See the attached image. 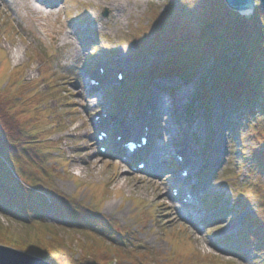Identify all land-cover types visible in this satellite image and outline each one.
<instances>
[{"label":"rangeland","instance_id":"1","mask_svg":"<svg viewBox=\"0 0 264 264\" xmlns=\"http://www.w3.org/2000/svg\"><path fill=\"white\" fill-rule=\"evenodd\" d=\"M186 1L185 3V0H175L170 4V7L166 8L169 10L167 15L174 20L175 25L177 22L179 28L184 26L186 21L188 23L187 12L190 10L192 2H190L191 0ZM34 2L36 1L0 0V110L6 120L10 121L7 126L12 128L11 132L3 129V134L0 135V151L3 150L6 154L11 170L17 174V180L22 185L27 186L28 184L34 187L40 182L38 168L46 163H41L40 157H30L25 152L26 149L23 148L25 143L23 142L33 143L32 145L36 147L31 152L29 151V154H33L32 152L41 153V157L48 159V164H50V159L57 162L59 171L54 167L53 169L58 172L56 175L60 179L56 180L51 175L57 181V192L60 193L61 190L66 193L75 207H80V202L87 201H92L99 207H103V214L110 215L114 218L110 219L120 222L122 226H129L133 232L137 233L139 240L133 245L140 252H134L129 257L125 250L115 247L113 250L109 247L106 239L93 236L83 229L72 232L67 230V227L58 228L54 225L56 228L51 226L52 228L47 227L45 230L47 237L53 240L54 234H58L65 249L74 250L77 254H80L87 237H92V243L96 245L98 251H103V255L107 254L105 251L107 247L111 250L105 257L113 259L112 264H118L115 261H119L120 264H146L142 257H146L147 261H150L147 257L155 256L156 252L158 254L155 258H158L160 263L167 264H200L199 261H189L192 256L194 259L197 258V253L205 261H202V264H261L264 251H260L259 257L256 242L246 241L244 243L243 236H241V241L231 239L230 242L228 240V252H218L211 245L212 237L215 235H218L221 240L229 237L231 222L236 223L240 233L243 227L246 229L247 223H244L242 218L255 214L258 206L256 203H244L243 206H240L234 202V179L235 177L242 178L248 174L250 163L243 162V160L249 161V149L253 141L244 133L243 124L245 121L247 122L246 117H237L236 112L231 109L234 107V103H231L227 111L225 108L223 111L219 99L213 97L209 102V107L212 108L210 119L209 114L202 108L200 94L203 84H201L200 78L206 77L210 72L209 63L197 69L187 65V71H190L189 74L193 77L192 81L185 82L181 78L182 76L174 75L167 78L164 75L155 77L151 82L152 91L149 94H145L144 91H141L136 97L128 92L126 94L129 100L128 109L137 111L134 108L146 107L161 89L163 90L161 94H166L172 99L170 103L172 102L173 111L181 113L185 124L187 127L189 126L188 129L196 127L193 134L187 133V143L185 142L187 153L192 157L193 164H204L207 168L201 175V179L208 178V185H206V192L203 193V196L223 195L229 197L225 223L221 224V227L219 225L209 226L203 232L197 231L192 226L183 227L178 222L174 209L170 208L172 204L168 199L170 184L166 180V174L169 171L164 172L159 181L148 182L152 181V178H148L143 173L135 174L118 160L100 155L99 147L94 144L92 139L93 134L95 138L93 117L107 109H95L97 107L87 106L88 100H86L87 96L83 91L84 80L81 69L87 67L86 63L92 64V60H90L92 55L86 57L85 53L91 54L92 47L94 53L96 45H90L84 36H81L80 39L74 37L73 29L68 26L69 18L87 14L82 18V22L94 18L104 23L107 17H111V22L104 24L105 31L103 35L99 36V41L103 42V49L109 48L106 58L109 61L108 72L112 74L113 70L111 69L117 70L118 68L115 50L123 60V67L128 78V71L135 72L144 66L148 68L149 63L133 61V47L127 43V40L135 36L134 31L141 30L145 24L150 22L153 13L154 15L159 14L155 9V3L163 8L168 4V0H61L62 3L59 0L58 3L61 5L55 10H51V13L48 10L49 14L43 13ZM118 10L123 11L118 14ZM160 10L162 11V9ZM105 12H108L107 16H105ZM250 14L252 13L244 15L250 16ZM67 32L70 36L68 39H66ZM51 49H55L57 54L53 60L47 61L43 53ZM16 50L18 57L14 59ZM16 61L19 62L15 63ZM151 61L159 62L160 60L158 57L152 56ZM176 62L179 63L177 68L186 67L182 63L187 62V57L179 56L178 59L176 57ZM200 62L201 60L197 61V63ZM107 82L113 86L115 81L107 80ZM156 82L158 90L154 91ZM136 88L135 90H137ZM185 88H187V97L184 100H179L178 92ZM121 93L122 91L119 89L117 95H121ZM63 95L67 96L66 100ZM68 99L71 104L67 103ZM120 109L121 107L119 111ZM220 116L222 118L219 127ZM154 121L152 147H158L163 142L165 155L162 161L165 163L166 152L172 151V146H167L169 143L166 132L168 131L167 116L154 117ZM235 124L240 127L237 134L231 132V130L233 131L231 126L236 127ZM59 144L61 148L58 149L59 152L56 155L44 154L46 150H52ZM240 149H245L246 155L243 156ZM221 151H224L223 160L220 164H216L214 158ZM75 156H84L91 164L93 160L101 169L94 170L91 164L89 166L82 165L81 173L73 163ZM30 158H34L36 164ZM215 166H217L215 173L210 178ZM120 173H122L121 180L115 185L113 179ZM108 180H110V184L107 183ZM262 181H264V177H262ZM124 182L125 185H123ZM103 200L105 203L102 202ZM125 200L126 202H124ZM134 201L135 203L140 201L141 205L145 203L146 207L136 204L134 206ZM215 202L216 204L212 208H207L203 203L207 214L214 213L219 210L220 206H223L219 197ZM133 206L137 211L136 216L133 215ZM148 208L157 209L156 212L154 211L153 220L151 210ZM141 213H146L150 217L148 224L147 220L149 219L146 214L141 217ZM39 222L33 227H37ZM143 223L147 225L142 226ZM0 224L8 231V234L2 235L4 239H8L9 235L13 241L21 240L29 244L32 240L27 239L28 235L25 234V230L15 222H11L8 215L3 214L1 210ZM248 228L253 230L251 226ZM136 244L138 245L136 246ZM9 247L20 250L14 245ZM105 247L106 249H104ZM21 251L26 252L23 249ZM141 252H146L149 255ZM237 252H242L245 257ZM26 253L37 256L32 251ZM125 255L128 257L125 258ZM155 258H152L151 264H155L157 260Z\"/></svg>","mask_w":264,"mask_h":264},{"label":"trees","instance_id":"2","mask_svg":"<svg viewBox=\"0 0 264 264\" xmlns=\"http://www.w3.org/2000/svg\"><path fill=\"white\" fill-rule=\"evenodd\" d=\"M170 1L168 0V7H170ZM173 1L175 0H172L171 3ZM190 2L192 3L187 12L188 23L186 21V24L179 28L177 22L175 25L174 20L169 18L170 16L167 15L169 10H167L165 15L162 14V19L155 21L156 25L159 26L158 30H155L153 24L150 25L152 27L149 36L154 34L151 41L138 38L137 43L140 46L138 55L155 51V42L159 41L157 50L165 57L162 60L164 70L169 74H180L186 79H191L187 65L197 69L209 63L210 72L206 78L211 77L213 89L217 90L223 101L230 97L239 105L238 108L243 109L245 112L243 115L247 119L243 125L244 133L253 142L249 149L250 166L248 174L245 176V183L236 187L235 196L240 202H258L259 218L257 223H261L263 228L264 10L257 4L253 13L250 16H245L231 10L224 0H199L198 2L191 0ZM135 33L140 34L139 31ZM164 43H167L168 46L172 45L171 49L166 50L163 46ZM179 56L187 57V62L182 63L186 67L177 68L179 63L176 62V57L178 59ZM200 60L201 62L197 63ZM160 65L157 64V67ZM153 71L151 70V72ZM210 93V91L204 90L202 95L204 104L211 100L212 95ZM8 122L10 123L0 110V135L3 134V129L12 131V128L7 126ZM235 128L238 132L240 127L236 126ZM10 132L8 133L10 134ZM24 143L23 148L26 149L30 157L41 158V153L32 152L33 154H29V151L31 152L36 147L32 145L33 143L30 141ZM0 153V156L5 155L3 150ZM242 154L243 156L246 154L245 149H242ZM30 159L36 164L34 158ZM243 162L247 163L248 160ZM42 168L44 171L46 170L45 167ZM46 173L49 171L38 175L40 182L34 187L25 186L14 177L8 162L0 159V210L3 214L8 215L11 222H15L25 230V234L30 236L25 235L27 239H32L29 244L21 240L13 241L9 235L8 239H4L2 235L8 234V231L0 224L1 244L14 245V247L26 252L32 251L51 264H112L113 259H106L105 257L111 250L105 247L107 254L103 255V251H98L96 245L92 243V237H87L80 254L75 253L74 250H66L58 234H54L53 240L47 237L45 234L47 227L55 226L58 228L67 227V230L72 232L82 231V229L90 232L88 227L82 226L88 222L76 221V213L73 208L68 206L70 204L68 199L56 191L55 179H51L53 177ZM84 210L85 207L77 213H83ZM47 215H57L62 219L75 220L74 222L79 224L48 222ZM38 222V226L33 227ZM96 223L105 225V223ZM259 235H264V231H261ZM113 243H109L111 249L115 250L114 247L121 249L117 247V243ZM259 243L263 244L264 247V236L259 238Z\"/></svg>","mask_w":264,"mask_h":264},{"label":"bare ground","instance_id":"3","mask_svg":"<svg viewBox=\"0 0 264 264\" xmlns=\"http://www.w3.org/2000/svg\"><path fill=\"white\" fill-rule=\"evenodd\" d=\"M35 1V0H34ZM39 2L38 3H43V4H47V5H49V6H53V4H54V2L56 1V0H38ZM58 1L59 0H57L56 2H55V5H57L58 4ZM35 3V2H34ZM36 5V7L37 8H39V9H41L42 10V12L43 13H47V11L49 10V12L51 13L52 11V9H47L46 7H45V5H42L41 6V4L40 5H37V4H35ZM58 6V5H57ZM46 9H45V8ZM47 14H49V13H47ZM118 14H120V13H118ZM244 14H247V13H244ZM140 32V34H145L146 33V29H145V31H143L142 29L139 31ZM101 34H103V30H102V32H101ZM137 35V34H136ZM73 36L75 37V34H73ZM68 38H70V36H69V33L67 32V38L66 39H68ZM86 38H87V41L89 42V44L90 45H92V44H94L95 42H96V40L93 38V35L90 33V32H88L87 33V35H86ZM65 39V40H66ZM80 42L82 43V44H84V42L83 41H81L80 40ZM14 56H13V58L15 59L16 57H18V53H17V50L16 51H14ZM19 61H16L15 63H18ZM79 66V65H78ZM81 74H82V76H83V83H84V90H85V92L87 93V94H89V93H96L97 92V94L98 95H100L101 97H102V95H103V92H104V89L109 85L108 84V82H107V80H102V83H103V86H102V88L100 89L97 85H92V83H90V82H87V78H89L88 77V74H87V71H86V69H81ZM156 85H157V82H156ZM207 89H208V87H207ZM161 91H163V90H161V89H159L158 90V92L157 93H159V94H156L155 96H153V100L150 102V104H148L146 107H144V108H140V111H141V114H142V116L143 115H145V117L147 118V119H149V117L151 116V115H153L154 114V117L155 118H159L161 115H166L167 116V123H168V127H167V130L168 131H166L167 132V134H168V138H169V140H168V142L169 143H172V147L174 148V149H176V148H179V152L180 153H183L184 151H185V148H186V144H185V142H187L186 140H187V138H186V133H187V128L184 126V123H180V122H178V120L176 119V117L174 116V113L175 114H178L177 113V111H173V105H172V102L170 103V101H172V99L170 98V97H168V95H166V94H161L162 92ZM151 95H152V93H151ZM99 96V97H100ZM187 97V88H185V89H180L179 90V92H178V99L179 100H184L185 98ZM101 99V98H100ZM96 100H97V98H96ZM103 100H104V97H103ZM103 102V101H102ZM146 108V109H145ZM114 117H116V116H114ZM142 123H144V121H141ZM94 124H95V126H94V131H95V129H96V126L97 125H100V124H104V126H107L108 127V131H110V132H112V131H115V130H117V129H119V131H118V133L120 134V135H123V136H121L120 137V139L121 140H119L118 138H114V143H115V145L116 146H119V142H123V141H125V140H127V138H126V136L128 135L127 133H126V129H125V127L122 125V124H120V126L118 127V121H116V118H110V119H107V120H101V121H99L98 123H96V122H94ZM118 127V128H117ZM127 132H130V131H127ZM170 133V134H169ZM119 141V142H118ZM177 141H178V146H176V144H177ZM97 143H98V141H97ZM121 151L123 150V149H120ZM162 150H163V145H161L160 147H157L156 148V150H155V152H154V154H155V156L154 157H152L153 159H152V161H150L149 162V168H147L146 170H148V171H150L151 173H154L155 175H151V176H149L148 178H152V181H148V182H154L153 180H160V178L159 177H161V175H162V173L164 172V169L163 168H161L160 167V160L163 158V154H162ZM172 152V151H171ZM120 157V156H119ZM133 156H131V155H126V159H124V158H122V160H124V162H122V160H119L118 159V161L121 163V164H123V165H126V163H130L131 164V162H130V160H131V158H132ZM188 158V159H187ZM187 158L185 157V159H184V165H185V163H187V162H191V163H193L192 162V160H191V158L187 155ZM164 159V158H163ZM73 163L76 165L75 167L78 169V170H80V172L82 173V171H83V168H82V165H87V166H89V164H91V162L89 161V160H87L86 159V157H84V156H75L74 158H73ZM119 163V164H120ZM91 166H92V168L94 169V170H100L101 168L99 167V165L98 164H96L93 160H92V164H91ZM79 174V173H78ZM121 176H122V173H120L118 176H116L113 180H114V182H115V185H117L118 184V182L121 180ZM213 175H211V177H212ZM159 178V179H158ZM176 179L177 180H180V178H178V177H176ZM187 179V178H186ZM184 183H187V182H185V181H183ZM107 183L108 184H110V180H108L107 181ZM123 185H125V182L123 183ZM179 197L180 196H178V197H173L174 199H178L179 200ZM182 211H181V214L182 215H185V216H187L188 215V213H187V204H184V203H182ZM215 214H217V212H214L213 213V216L215 215ZM203 218V215H200L199 216V219H197V222H198V220H200V219H202ZM182 220V224L184 225V226H192L193 227V223H194V221L192 220V219H181ZM202 221H204V219L202 220ZM199 223V222H198ZM224 249H227L228 251H229V249H228V246L227 245H225L224 246ZM237 253H240V255L242 256V257H245V255H243V253L242 252H237Z\"/></svg>","mask_w":264,"mask_h":264},{"label":"water","instance_id":"4","mask_svg":"<svg viewBox=\"0 0 264 264\" xmlns=\"http://www.w3.org/2000/svg\"><path fill=\"white\" fill-rule=\"evenodd\" d=\"M226 5L240 14L252 13L258 6L264 10V0H224ZM0 264H51L49 261L24 251L0 244Z\"/></svg>","mask_w":264,"mask_h":264}]
</instances>
